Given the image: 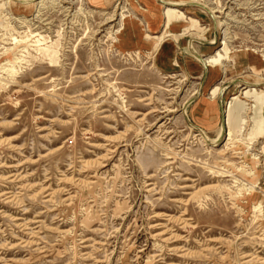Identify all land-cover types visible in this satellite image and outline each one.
<instances>
[{
    "label": "rangeland",
    "instance_id": "rangeland-1",
    "mask_svg": "<svg viewBox=\"0 0 264 264\" xmlns=\"http://www.w3.org/2000/svg\"><path fill=\"white\" fill-rule=\"evenodd\" d=\"M39 1L0 0V264H264V0Z\"/></svg>",
    "mask_w": 264,
    "mask_h": 264
},
{
    "label": "bare ground",
    "instance_id": "bare-ground-1",
    "mask_svg": "<svg viewBox=\"0 0 264 264\" xmlns=\"http://www.w3.org/2000/svg\"><path fill=\"white\" fill-rule=\"evenodd\" d=\"M45 1H47V0H40L39 1V3H41V4H43ZM191 2H194V1H191ZM194 3H199V2H194ZM199 4H201L202 6H206V5H203L202 3H199ZM209 9V8H208ZM176 9H172V7H168L167 8V12H169L170 14H169V16L170 17H174V13H176ZM209 11L212 13V10H210L209 9ZM52 55V54H51ZM205 60V59H204ZM210 59H206L204 62H205V64L204 65H206V66H209L210 65ZM19 69V68H18ZM11 71V70H10ZM232 104L233 103H230L229 105H228V107H227V110H226V113H227V115H226V117H227V119H226V123L228 124V126H229V130H228V133H227V135H228V139H230L233 135H234V132H235V128H234V126H233V115H234V112H233V108H232ZM235 104V103H234ZM236 114V113H235ZM235 121V120H234ZM111 137V136H110Z\"/></svg>",
    "mask_w": 264,
    "mask_h": 264
},
{
    "label": "crops",
    "instance_id": "crops-1",
    "mask_svg": "<svg viewBox=\"0 0 264 264\" xmlns=\"http://www.w3.org/2000/svg\"><path fill=\"white\" fill-rule=\"evenodd\" d=\"M144 11H146V10H144ZM165 14H166V15H165ZM164 15H165V18L167 19L168 16H167V13H166V12L164 13ZM173 19H174V18H172V19H170V20L167 19V23L169 24Z\"/></svg>",
    "mask_w": 264,
    "mask_h": 264
}]
</instances>
